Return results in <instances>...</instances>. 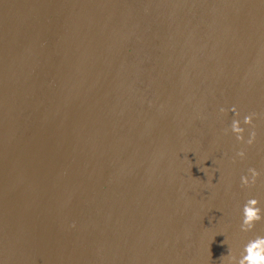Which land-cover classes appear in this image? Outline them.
Returning <instances> with one entry per match:
<instances>
[{"label": "water", "instance_id": "1", "mask_svg": "<svg viewBox=\"0 0 264 264\" xmlns=\"http://www.w3.org/2000/svg\"><path fill=\"white\" fill-rule=\"evenodd\" d=\"M257 236L264 0H0V264H225Z\"/></svg>", "mask_w": 264, "mask_h": 264}, {"label": "clouds", "instance_id": "2", "mask_svg": "<svg viewBox=\"0 0 264 264\" xmlns=\"http://www.w3.org/2000/svg\"><path fill=\"white\" fill-rule=\"evenodd\" d=\"M229 128L236 131L235 121L232 122ZM225 131H228V129H225ZM256 203L255 199H249L241 206L242 230L250 229L252 221L260 219L259 209L255 207ZM222 257H226L225 264H264V236H257L244 244L239 257L231 255L229 250L228 254Z\"/></svg>", "mask_w": 264, "mask_h": 264}]
</instances>
